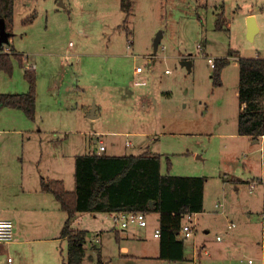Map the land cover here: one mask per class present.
<instances>
[{
  "label": "rangeland",
  "instance_id": "obj_1",
  "mask_svg": "<svg viewBox=\"0 0 264 264\" xmlns=\"http://www.w3.org/2000/svg\"><path fill=\"white\" fill-rule=\"evenodd\" d=\"M251 12L259 20V32L253 40L248 38L247 15ZM131 13L126 20L121 0H15L11 38L6 46L27 61L21 64L14 57L12 75L0 72V94L28 92L24 74L33 67L36 92L38 89L34 121L42 118L47 128L59 132L60 141L65 136L59 130L83 131L79 145L84 146L85 140L86 151L80 147V154L91 147L100 152L95 139L107 144L106 154L137 155L143 144L144 151L161 155L163 174L207 179L204 210L194 217V236L180 238L187 245L204 244L209 255L203 253L193 260L187 246L184 262L155 259L159 240L153 235L157 225L153 215L147 227L126 230L137 235L135 240L139 238L138 244H130L131 255L149 258L120 264H248L249 260L264 264V188L258 185L251 192L249 184L254 178L250 180L244 168L249 159H255V171L261 170V141L255 143L238 134L242 112L236 93L239 66L232 63L224 68L223 85L215 86L214 70L208 62L213 58L216 63L229 50L236 52L237 59L264 58V0H132ZM222 13L223 30H218L216 23ZM32 18L33 22L26 24ZM159 32L163 37L155 51ZM180 56L192 58V70L182 65ZM151 61L153 69L143 74L146 85H137L143 78L134 75L135 69H145ZM66 84L75 87L70 92ZM67 105L75 111L60 114L71 111L64 109ZM93 112L97 119L91 118ZM34 121L22 110L0 106V183L10 185L0 186V209L1 204L9 203L2 194L9 193L17 201L12 191L20 179V159L23 155L27 158L39 143V134H34V139L29 134L33 129L32 134L37 132ZM42 136L45 141L55 138V134ZM53 141L57 144L56 139ZM69 174L65 176L70 184ZM235 180L241 181L239 190ZM218 203L223 207L217 208ZM52 215L50 211L21 212L16 228H24L29 238L36 239L45 229L32 224L38 223L37 217L52 219ZM80 218H84L82 224L74 227L89 230L84 264L96 263L102 245L119 253L114 233L111 240L104 233L102 242L97 234L98 228L121 231L113 218L92 214ZM232 224L235 227L229 228ZM55 232L59 233L57 228ZM51 245L29 243L21 250L0 244V264H64L67 243L61 245L63 257L60 249L56 251Z\"/></svg>",
  "mask_w": 264,
  "mask_h": 264
},
{
  "label": "trees",
  "instance_id": "obj_2",
  "mask_svg": "<svg viewBox=\"0 0 264 264\" xmlns=\"http://www.w3.org/2000/svg\"><path fill=\"white\" fill-rule=\"evenodd\" d=\"M121 9L126 12L127 20L131 14L132 0H121ZM14 16L15 0H0V19H4L9 33ZM223 18L224 13L217 19L218 30H223ZM33 20L26 24H31ZM11 50L13 54H0V71L9 75L13 73L14 57L21 64L26 60ZM235 56L236 52L229 50L227 57L216 59L212 75L215 86L222 84V71ZM238 65L239 99L243 105L238 134L259 140L264 135V58L240 57ZM24 75L29 91L22 94H0V106L22 110L29 119L34 120L37 75L32 67L26 69ZM167 163L170 171V159ZM75 180L74 192L67 191L61 180H42L41 183L42 190L52 193L68 215L61 231V237L68 240L65 264H82L86 256L87 233L73 228L79 213L158 214L161 232L158 259L171 262L185 260V240L179 236L185 216L204 210L205 177L163 174L161 155L143 153L111 156L95 151L76 157ZM95 264H104L100 254Z\"/></svg>",
  "mask_w": 264,
  "mask_h": 264
},
{
  "label": "crops",
  "instance_id": "obj_3",
  "mask_svg": "<svg viewBox=\"0 0 264 264\" xmlns=\"http://www.w3.org/2000/svg\"><path fill=\"white\" fill-rule=\"evenodd\" d=\"M247 16H248V18L250 16H255V18L258 20V16L254 12L249 13ZM257 22L259 23V20ZM6 47H8V46H6ZM9 48L11 49L12 47L9 45ZM11 52L12 53H10V54H13V51H11ZM235 57H233L231 59V65H232V63H234V65H238V59L239 58L237 59ZM258 57H256V58H258ZM180 58L182 59L181 63L185 60H189L192 62V58H183L182 56H180ZM26 61H27V59H26ZM150 63L151 62H149V64ZM153 63L154 62H152V64H151L152 65L151 68L145 67L144 72L142 74L137 75L134 73V75H136L140 78H143V81L144 80L146 81V79H144L143 74H145L146 72L151 71L153 69ZM231 65H229V66H231ZM147 66H149V65H147ZM192 69H193V62L191 64V68L189 70H192ZM0 72H4V71H0ZM221 80H222V84L220 86L223 85V79L221 78ZM145 85H140V86H145ZM74 87L75 86H73L71 84L65 85V89H67V91H70V92L74 89ZM37 88H38V86H37ZM236 93H237V97H239V84H238V90L236 91ZM36 97L38 98V89H37V96ZM37 98H36V108L38 105V99ZM68 107L70 108L71 111H69V110L61 111L60 114H63L64 112H66L69 115V112L75 111V107H73L71 105L65 106L64 109H67ZM242 107H243V105H241V101H239V111L242 109ZM36 115H37V113H36ZM95 115H96V118H93V119L98 118V115L96 114V112H95ZM34 123L37 124V127H38L36 130L37 132L32 134V132L35 131V129H33L31 131V133H29V134L33 135L32 139H34V134H39V137L37 138V139H39V143H37L33 147V149L29 152V154L27 155V158H24V155H23L22 158L20 159V161H21L20 179L16 182V184L13 185V191H12L13 197L17 198V201L12 200L10 198L9 193L2 194L3 199L9 203L6 205L1 204V207H2V209H0L1 215L3 218L11 220L13 222V224L15 225V235H14L13 241L10 243H6V244L11 246V248L16 247V246L20 247L21 250L26 244H29V243H31V244L32 243H34V244H39V243L53 244V245H51V247L53 248V246H55L56 251H58L60 249L59 251L61 252V255L63 257L64 249H62L61 245L63 244V242H66L67 243V256H68V240H67V238L61 237V231L65 225V222L68 219V215L62 209L61 204L59 203V201L56 199V197L52 193L45 192L42 190L41 183H42V180H61L64 182L65 188L67 191L74 192L75 188H76V180H75L76 157L78 155L89 154V153H92L95 151L98 152V150L92 149L93 147H91V148H89V151L85 152L84 154H80V152H77V149H79L80 147H81V150L85 149V144H86L85 140H84V146L79 145L80 142L82 143L83 131L82 132H79V131L67 132L66 130H59V131H62L63 132L62 135L65 136L64 139L62 141H60V138L57 137L59 132L57 130L47 128L44 125L42 118H41L40 122L34 121ZM51 134H55L54 139L57 140V144L53 141L54 139H52L51 141H45V139H43L42 135H51ZM71 136H72V138H71ZM243 137H248V136H243ZM249 138H251V137H249ZM46 139H48V137H46ZM251 140H253V139L251 138ZM259 141H261V147L259 150L261 151V154H262L264 152V137L260 138L259 140H254L255 143H259ZM99 143H104V145L106 146V150L104 152H107L108 146L103 140H101V141L100 140L98 141L97 139L94 140V144L96 145V148H97V145H99ZM127 145L129 146L130 142H127ZM142 146H143V144H141L139 146L138 149H141V150L139 153H137V155H140L143 153H150L148 150L144 151V147H142ZM85 151H86V149H85ZM150 154L160 155L159 153H156V152L150 153ZM108 155L121 156L119 154H113V153L108 154ZM258 162H259V164H261V170L260 171H255V169H256L255 159H249L247 161V163L244 164L245 165L244 168H246L248 170V175H249L250 180L253 178L255 179L258 177H264V165H263V163L260 162V160ZM67 172L70 173L69 174V177L71 179L70 184L68 182L69 181L68 176H65V174L67 175ZM72 178H73V180H72ZM249 179H247L246 181L249 182ZM235 182H236L235 183L236 184L235 185L236 190H239L240 188L237 186V184H240L241 181L235 180ZM1 185H5L8 188L10 187V185H8L6 183H2V184L0 183V186ZM205 187H206V184H205ZM10 202H12L14 204V206H12V204ZM204 204H205V189H204ZM32 211L36 214L48 213L50 211V213L53 214L52 219H49L46 217H43L40 219V217H37L38 223L32 224V225H40L42 228L45 229L44 232H42V233L39 232L40 234H38L39 236L36 239L29 238V235L25 232V230H23L24 228H16V224L18 221L17 215H20L21 212L22 213L23 212L24 213H32ZM201 213H196L195 216H198ZM89 214H92V213H79L77 215L75 221L73 222V228L75 230L85 231L88 235L89 230L84 229V228H79V227L76 228V227H74V225L82 224V220L84 218L81 219L80 215L82 216V215H89ZM92 215H103V216L105 215V216H110V218H113V214H110V213H96V214H92ZM153 215L156 217L155 221L157 223V225L154 229L153 235H154L155 239L159 240L160 238L155 237V232H156V230L159 229V221H160L159 215L154 214V213L147 215L148 221H149L150 217ZM94 218L97 220V216H94ZM92 220L95 221L93 218H92ZM99 220H100V218H99ZM149 223H150V221H149ZM56 228H57V231H59V233L55 232ZM58 229H60V230H58ZM115 229H116V227H114V229H106V230H104V229L101 230L98 228V230H97V234L100 235L99 241L102 242V236L104 233H105V236L108 237L109 240H111L112 234L114 233V238L116 239V243L119 246V253L117 254V252L112 253L110 251V249H111L110 247L108 250L107 246L102 245L100 255L104 261V264H120L122 261H135L138 259L140 260V259L149 258V256H146L144 254L131 255L130 244H133V243L138 244L137 240L139 238H137V240H135V237H137V235L134 236V235L129 234L128 232L122 231V230L121 231L117 230L116 232H113V231H115ZM50 230H53V231L50 232ZM134 232H136V231H134ZM180 235H182L184 238V235L182 233ZM51 236H53V237H51ZM158 242H159V249H158V254H156L154 256L155 259H158L159 254H160V241H158ZM58 246H60V247L58 248ZM187 246H190L189 248L191 249V251L194 255L193 260H195L198 257H199L198 259H200V257L203 255V253H205L206 256L209 255V251L205 248L206 246L204 244L198 245L196 242H193L192 244L187 245L186 241H185V260L184 261L187 260V255H188L187 254V250H188ZM85 249H86V253H87L86 245H85ZM19 257L21 259L23 257V255L19 254ZM0 258H2V257H0ZM63 259H64V264H65L67 260L65 261L64 257H63ZM184 261H180V262H184ZM82 264H84V261Z\"/></svg>",
  "mask_w": 264,
  "mask_h": 264
},
{
  "label": "built area",
  "instance_id": "obj_4",
  "mask_svg": "<svg viewBox=\"0 0 264 264\" xmlns=\"http://www.w3.org/2000/svg\"><path fill=\"white\" fill-rule=\"evenodd\" d=\"M203 46L199 45V49L201 50ZM12 50L9 47H6L5 45L0 47V54H7V53H12ZM152 62V61H151ZM208 62L210 66L214 69L215 68V59L209 58ZM152 65L151 63L149 64V68H151ZM144 72V68L141 66H138L135 69V74L140 75ZM167 73L170 71L167 70ZM137 85H145L146 81H138L136 83ZM264 137V135L262 136ZM99 150L100 152H104L106 150V146L104 143H99ZM264 164V160H263ZM250 191L253 192L258 185H261L264 188V177H258L253 179L250 182ZM217 208H222L223 204L218 203L216 204ZM194 217L195 214H187L185 218L188 220V222H185L182 227V234L184 235V239H190L193 238L194 236V231H196V223H194ZM113 220L114 223L120 227L122 231H126L128 228L135 226V227H140V228H145L148 226L149 221H148V216L147 214L143 212L135 213V212H122V213H117L113 214ZM235 227L234 224L229 225V228ZM161 236L160 230H156L155 232V237L159 238ZM14 238V224L11 220L5 219L2 217L1 212H0V244H6L10 243L13 241ZM220 239V237H218ZM248 264H253L252 260L248 261Z\"/></svg>",
  "mask_w": 264,
  "mask_h": 264
},
{
  "label": "water",
  "instance_id": "obj_5",
  "mask_svg": "<svg viewBox=\"0 0 264 264\" xmlns=\"http://www.w3.org/2000/svg\"><path fill=\"white\" fill-rule=\"evenodd\" d=\"M258 32H259V26L257 24V20H256L255 16H250L248 18V38L250 40H253L255 38V35ZM162 37H163V33L159 32L155 38V41H154L155 51L158 49V47L161 43ZM9 38H10V33L7 30L6 23H5L4 19H0V47L3 45H7L9 43ZM191 64H192V62L189 60H185L182 62V65L187 67L188 69L191 68ZM92 115H93L91 117L92 119L96 118V115L94 112Z\"/></svg>",
  "mask_w": 264,
  "mask_h": 264
}]
</instances>
